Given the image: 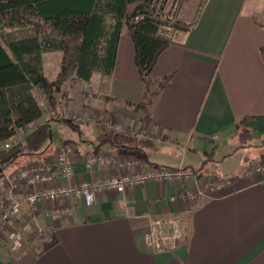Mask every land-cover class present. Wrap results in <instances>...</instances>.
Masks as SVG:
<instances>
[{
    "label": "crops",
    "instance_id": "1",
    "mask_svg": "<svg viewBox=\"0 0 264 264\" xmlns=\"http://www.w3.org/2000/svg\"><path fill=\"white\" fill-rule=\"evenodd\" d=\"M262 49L264 0H206L193 27L159 55L151 78L170 75V80L146 118L129 104L140 98L141 80L133 43L121 34L111 74L96 71L84 81L93 89L91 95L77 84L65 93L67 103L60 88L55 93L59 116H96L76 126L79 137L87 134L71 145L77 177L93 180L115 172L110 167L84 170V156L96 152L136 159L139 164L126 173L170 167L192 169L195 175L183 182L150 180L123 193L102 191L90 205L74 197L68 201L72 216L51 223L54 243L39 252H12L0 240V264H264V170H252L264 162ZM53 53L42 55L49 80L59 71L57 63L48 67ZM71 77L82 83L73 73ZM107 115L143 134L104 126L100 119ZM49 117L43 114L33 123ZM242 128L249 138L244 146ZM54 153L15 156L14 163L21 160L3 172L0 187L15 167L46 161ZM214 179L231 182L193 200L177 197ZM173 195L177 198L169 201ZM50 205L43 203L37 213L47 224L42 213ZM170 215L181 219L183 237L174 251H153L144 240L150 219Z\"/></svg>",
    "mask_w": 264,
    "mask_h": 264
},
{
    "label": "trees",
    "instance_id": "2",
    "mask_svg": "<svg viewBox=\"0 0 264 264\" xmlns=\"http://www.w3.org/2000/svg\"><path fill=\"white\" fill-rule=\"evenodd\" d=\"M172 1L0 0V143L42 117L40 97H46L52 109V116L36 124L23 141L0 149V161L8 162L23 152L42 153L50 137L51 120L77 129L54 111L55 93L68 72L82 81H88L96 71L109 76L121 34L133 43L134 64L141 80L140 98L129 104L142 109L148 118L157 94L170 80L166 75L153 81L151 71L161 52L176 43L197 19L189 26L181 20L170 24L167 9ZM47 52L61 54L60 69L53 80L43 72L42 55ZM261 54L264 58V49ZM246 133L240 130L242 146L249 139L243 136Z\"/></svg>",
    "mask_w": 264,
    "mask_h": 264
},
{
    "label": "built area",
    "instance_id": "3",
    "mask_svg": "<svg viewBox=\"0 0 264 264\" xmlns=\"http://www.w3.org/2000/svg\"><path fill=\"white\" fill-rule=\"evenodd\" d=\"M83 84L84 81H82ZM47 98L39 101L45 114ZM67 118L76 123H90L96 119L93 115L76 112L67 113ZM101 123L104 126L116 130L127 128L120 121H112L109 115L103 117ZM31 123L20 128L8 140L0 143V149H8L17 145L20 137H24L34 128ZM143 134L142 130L136 131ZM138 161L132 157H117L109 153L96 152L86 154L83 158L84 170L93 172L95 167H110L115 172L102 178L88 180L77 177L75 171L74 149L70 144H58L55 153L46 161H29L15 167L4 176L0 187V240L5 242L8 250L16 252L24 247V232L26 225L19 224V218L25 210L37 211L43 203H52L43 210L46 219L55 222L72 216V207L68 201L74 197H82L85 205L94 202L95 196L102 191H115L123 193L136 185L154 180L157 182H183L195 175L192 169L170 167H148L144 171L126 173L124 170L138 165ZM252 170L261 172L264 170V162L252 167ZM231 179H214L206 181L203 189L197 192L187 191L177 197L193 200L197 195L205 191H215L229 186ZM176 196H170L169 201H174ZM64 201L65 203H60ZM183 237L181 219L170 215L157 216L150 219V227L144 235V240L153 251L171 252L176 250Z\"/></svg>",
    "mask_w": 264,
    "mask_h": 264
},
{
    "label": "rangeland",
    "instance_id": "4",
    "mask_svg": "<svg viewBox=\"0 0 264 264\" xmlns=\"http://www.w3.org/2000/svg\"><path fill=\"white\" fill-rule=\"evenodd\" d=\"M204 0H173L172 3L168 6V21L170 24L175 23L177 20H181L184 22L186 26H189L192 22L195 21ZM49 64L48 67L52 68L54 67V64L57 63L58 69H60V59L61 54L60 52H56V54H49ZM49 75H52V71H48ZM72 73L68 72L66 74L65 79L60 85V90L63 93V99L64 102L67 103L68 98L65 97V93H69L71 86L74 84H77L80 90L85 93L86 95H91L93 89L90 86H87L86 84H79L76 83V80L71 77ZM43 98L46 97H40L39 101L43 100ZM50 114L52 116V109L49 106V103L47 101L46 108H45V114ZM71 113V112H70ZM96 119V116H93ZM102 119V118H101ZM109 119L114 121L115 117L112 115L109 116ZM73 125L79 127L81 124L84 123H76L74 121ZM127 128H130L132 126L124 124ZM49 131H50V137L48 141L46 142L45 146L43 147V152L40 154H37V156L41 154H48L52 151H55L58 144L65 143L70 145H76L79 143L80 138H85L87 136L86 133H83L84 137H79V129L74 130L64 121H57V120H51L49 122ZM124 131H128V129H125ZM129 132V131H128ZM131 133V132H130ZM134 133V132H132ZM135 133H137L135 131ZM246 137V135H243ZM24 137H20L19 141H23ZM247 143V142H246ZM14 157L9 160L8 162L3 163L0 161V167L2 168V172H6L10 170L13 166L17 164L21 159L16 161L14 163L13 161ZM264 161V160H263ZM43 215V214H42ZM41 216V215H40ZM44 217V215H43ZM41 218V217H40ZM46 219V217H44ZM48 220V219H47ZM52 221L49 220V224L44 222L41 219H39V216L37 214V211L34 210H25L22 215L19 218V224L20 225H26L27 228H25L24 232V249L29 248L33 250L34 252H39L43 247L49 245L53 242L54 239V226H52Z\"/></svg>",
    "mask_w": 264,
    "mask_h": 264
},
{
    "label": "water",
    "instance_id": "5",
    "mask_svg": "<svg viewBox=\"0 0 264 264\" xmlns=\"http://www.w3.org/2000/svg\"><path fill=\"white\" fill-rule=\"evenodd\" d=\"M2 172V168L0 167V173Z\"/></svg>",
    "mask_w": 264,
    "mask_h": 264
}]
</instances>
